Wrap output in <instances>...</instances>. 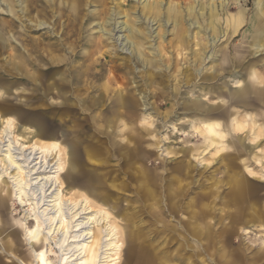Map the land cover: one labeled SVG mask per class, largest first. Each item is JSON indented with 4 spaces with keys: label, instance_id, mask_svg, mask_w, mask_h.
<instances>
[{
    "label": "rangeland",
    "instance_id": "374dc122",
    "mask_svg": "<svg viewBox=\"0 0 264 264\" xmlns=\"http://www.w3.org/2000/svg\"><path fill=\"white\" fill-rule=\"evenodd\" d=\"M49 1L0 0V130L12 118L11 137L26 147L60 143L65 195L78 199L82 193L111 214L122 243L119 264H264V50L252 48L247 36L264 0H161L162 29L143 8L160 0H83L79 19L67 0L62 12L48 8ZM126 14L145 33L137 40L155 66L137 61L112 35ZM211 38L216 43L209 46ZM25 40L63 49L50 57L71 53L70 68L58 67L66 77L60 92L48 87L51 76L26 65ZM87 71L93 83L70 89L73 76ZM247 78L248 93L232 97L237 81ZM128 97L137 103L133 117L118 105ZM196 100L213 108L208 118L185 109ZM205 119L230 127L223 129L228 136L221 153L193 128ZM233 119L245 129L232 131ZM0 137L1 145L7 142ZM89 149L105 164L88 160ZM74 154L80 178L67 175ZM97 174L101 183L88 188ZM5 191L0 264H36L22 229L27 208L16 205L11 186ZM51 247L57 252L55 242Z\"/></svg>",
    "mask_w": 264,
    "mask_h": 264
},
{
    "label": "bare ground",
    "instance_id": "6f19581e",
    "mask_svg": "<svg viewBox=\"0 0 264 264\" xmlns=\"http://www.w3.org/2000/svg\"><path fill=\"white\" fill-rule=\"evenodd\" d=\"M67 1L70 5V15H72L71 12H75L76 19H79L83 12V0ZM162 3L163 2L160 0L155 1L154 5L146 3L143 6L146 13L152 14L158 20V24H160L158 27L161 29L165 24H163L164 20H162ZM47 6L52 9L53 12L56 10L62 12L64 9L62 0H51L47 3ZM102 7L101 14L107 16L109 10H107L104 4ZM216 14L217 12L214 13V15ZM262 16H264L262 6L258 5L256 12L251 18L248 30L249 33L247 35L252 39V48L257 51L264 50V24ZM125 18V22L119 23V26L113 28L112 35L120 42L121 48L131 55L133 54L137 61L141 62L143 65H150V67L155 66L156 60L146 57L143 53V44L141 45V41L139 42L137 40L140 36L141 38L144 37L145 33L135 27V24H130V16L126 14ZM179 18L180 16L178 14L176 19L174 18V24L177 25L179 23ZM37 19H39V16H37ZM112 20L111 18L109 19V21ZM243 20L244 12L242 11L238 17V21L239 23H243ZM194 24L195 23L188 26L191 28ZM43 25L44 24H41V26ZM55 26L58 27V24L55 23ZM98 26L100 33L105 34L107 30L104 28V24H99ZM55 29L56 28H54V30ZM164 33L160 35L162 40L164 39ZM47 38L51 37L47 36ZM180 38L185 39L184 33H181ZM142 39H145V37ZM25 41H28V45L30 46V48H25L27 52L24 56L26 65L42 73L43 77L51 76L49 82L50 80L53 82L49 83L48 87L57 88L58 92H60L61 87L63 88L66 85V77H64L63 73L58 71V67H62L61 63H63L66 69L70 68L71 53L65 49V55L63 57H50L53 52H60L63 49L59 50L54 48L47 50L43 49L44 46L41 47L42 43L40 40ZM215 43V38L209 40V46ZM101 46H103V41H100L96 49H100ZM151 48L156 51L152 45ZM43 50H46V54ZM152 53L154 54L155 52L153 51ZM154 56L156 57V55ZM211 57L212 56H210V58ZM84 60L87 61L89 58L86 57ZM235 64L239 65L237 61ZM87 72L83 73L81 76H73L71 81L72 84H69L70 89L80 88L93 83L92 74ZM42 76L40 77L42 78ZM252 76V74H249V77ZM247 81H249L248 78L245 79V84H243L244 81H237L239 87L233 91L232 97H241L243 94L248 93L249 87L247 86ZM61 82H63V85H59ZM251 85V87L256 89L257 93H261L260 88L253 86V84ZM62 96L63 104H66L67 99L65 98H67V96L66 94ZM198 101L199 100L190 102L186 105L185 109L195 111L197 114L203 115L204 118L210 116L213 108H206ZM118 105L125 108L130 117L134 116L137 103L133 98L128 97L125 100H120ZM13 122L12 118H7L5 121L6 126L0 130L1 135H4L5 138L8 139L7 142L2 145L0 140V164L2 166L0 170V202L2 205V203H4V196L10 194L5 191V187L11 186L13 192L12 196L16 205L21 208H27L29 223H25L22 229L27 245L30 246L32 250L35 263L52 264V257H55L58 262L57 264H119L122 243L118 235V226L111 223V214L101 207L98 208L93 206L90 199L86 195H82V193L78 199H73L65 195L63 189L64 183L61 176L66 173V162L62 160L60 143L57 141H50L39 145L35 142L30 145V148L26 147L17 139H12ZM232 122V131H242L245 129L246 124L244 125L236 119H233ZM36 127L39 128V126ZM193 128L197 136L202 138L209 148L215 146L214 150H216V153H221L226 149V146L223 144L224 142L222 143V139L228 136L227 132L223 131V129H228L230 131L228 125L217 120L205 119L196 123ZM53 135H55L53 131L49 132V136L47 134L50 138ZM0 139L2 138L0 137ZM54 158L57 159L55 163H52ZM68 163V170L69 168L70 170L67 172V175L71 174L76 178L82 177L83 170L75 154ZM30 224H33V227H29L28 225ZM0 226L3 227L1 221ZM52 242H55V249H57V252L51 247Z\"/></svg>",
    "mask_w": 264,
    "mask_h": 264
},
{
    "label": "crops",
    "instance_id": "0c3cea01",
    "mask_svg": "<svg viewBox=\"0 0 264 264\" xmlns=\"http://www.w3.org/2000/svg\"><path fill=\"white\" fill-rule=\"evenodd\" d=\"M96 151H91L90 149H89V151H88V160H94V162H93V160H92V162L93 163H96V164H105L104 162H102V160L101 159H98L97 158V156H96ZM100 176H99V174H97V175H92L91 176V178L90 179H88V183H87V187L88 188H90V189H93L94 188V186H98V184H100L101 183V181H100V178H99ZM96 181V182H95ZM93 183V184H92ZM90 184V185H89ZM89 185V186H88Z\"/></svg>",
    "mask_w": 264,
    "mask_h": 264
}]
</instances>
